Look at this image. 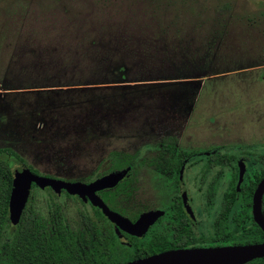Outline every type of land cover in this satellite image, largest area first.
<instances>
[{"label":"rangeland","instance_id":"rangeland-1","mask_svg":"<svg viewBox=\"0 0 264 264\" xmlns=\"http://www.w3.org/2000/svg\"><path fill=\"white\" fill-rule=\"evenodd\" d=\"M165 139L227 148L220 191L239 157L248 175L259 168L264 0H0V148L76 182L113 151L156 158ZM32 189L27 204L46 217L51 202ZM64 206L78 229L87 209Z\"/></svg>","mask_w":264,"mask_h":264},{"label":"flooded vegetation","instance_id":"flooded-vegetation-1","mask_svg":"<svg viewBox=\"0 0 264 264\" xmlns=\"http://www.w3.org/2000/svg\"><path fill=\"white\" fill-rule=\"evenodd\" d=\"M162 142L160 143L161 150L156 158L132 159L129 157L124 167L128 168L126 174L114 186L95 192V195L110 211L119 214L117 204H114L117 210L111 209L103 196L112 192L113 198L117 200L120 189L127 191L129 196L125 210L129 216L123 217L130 222H134L143 213L160 212V215L141 236L137 237L120 231L107 220L100 209L93 207L87 199L83 200L76 195L68 194L63 189L56 193L49 187L42 189L34 185L31 187L37 188L38 191L44 190L47 200L51 202H47L49 209L46 216L49 215V212L53 213L54 210L58 215H62L60 209H65L64 205L71 201L81 207L84 206L87 211L92 212L93 209H96L106 220L112 236L124 247H130V242H132L138 246H147L149 248L145 252L156 254L174 249L232 245L228 240L232 237L236 238L239 234H244L247 224L250 221L253 222L251 210L249 209V213H247L245 209L246 191L242 192L241 189L247 178L253 180L264 171V146L260 148L259 168L248 175L250 166L247 170L245 167L247 161L239 157L234 170L230 171L228 180L226 178V187L220 191V184L223 181H219L216 189V172L218 170L222 178L224 172L221 170L229 168L235 157L227 154V148L215 147L202 152H194L189 148L178 146L174 140L167 145L170 146L169 148H163ZM112 153L120 152L113 151L110 153V157L96 164L97 173L94 176H84L76 182L63 176H43L64 182L88 184L110 172L124 169L114 167L118 165V159L111 157ZM201 154L203 157H195ZM227 156L231 157L229 161ZM239 165L245 169V172L242 174L243 177H241L239 185L236 186ZM263 177L264 174L260 179ZM234 179L235 182L232 186ZM263 195L264 191L261 198ZM27 201L25 205H28ZM62 218L64 219V216Z\"/></svg>","mask_w":264,"mask_h":264},{"label":"trees","instance_id":"trees-1","mask_svg":"<svg viewBox=\"0 0 264 264\" xmlns=\"http://www.w3.org/2000/svg\"><path fill=\"white\" fill-rule=\"evenodd\" d=\"M172 139L162 142L163 148L172 143ZM0 264H121L126 261L142 258L154 252H145L149 247L138 246L130 242V247L120 244L110 230L107 222L96 210L80 211L78 209L79 228L72 230L62 215L55 210L46 217L35 212L32 205H25L19 219L15 224L9 221L7 201L10 189V168L4 158H12L19 165L28 167L33 173L38 174L27 165L17 153L9 148H0ZM111 157L118 159L115 168H124L126 160L130 157L124 153H112ZM231 157L227 156L229 161ZM264 174L247 178L241 191H246L244 201L246 212L250 209V196L253 188ZM34 193L31 187V194ZM129 193L120 189L118 199L113 198L112 192L103 196L111 209L117 210L122 216L128 217L125 210ZM260 211L264 220V195L260 202ZM249 215V214H248ZM103 220V222H102ZM232 244H249L264 242V235L259 228L249 222L244 234L228 240ZM2 251L5 257L1 258ZM244 264H264V257L251 260Z\"/></svg>","mask_w":264,"mask_h":264},{"label":"water","instance_id":"water-1","mask_svg":"<svg viewBox=\"0 0 264 264\" xmlns=\"http://www.w3.org/2000/svg\"><path fill=\"white\" fill-rule=\"evenodd\" d=\"M128 168L110 172L94 181L83 184L64 182L35 174L28 167L18 165L10 170V189L7 201L9 221L15 224L26 204L31 185L39 189L49 187L58 193L63 189L68 194L87 199L89 203L101 210V213L120 231L129 235L141 236L146 228L160 215V212H146L134 221L110 211L95 195L101 189L114 186L127 172ZM243 168L239 165L238 182L241 181ZM264 191V177L261 178L251 195L250 210L254 224L264 235V220L260 212L261 195ZM264 257V242L249 244H232L213 247L185 248L162 251L121 264H244Z\"/></svg>","mask_w":264,"mask_h":264},{"label":"crops","instance_id":"crops-1","mask_svg":"<svg viewBox=\"0 0 264 264\" xmlns=\"http://www.w3.org/2000/svg\"><path fill=\"white\" fill-rule=\"evenodd\" d=\"M174 82H175V84H178L179 82H176L175 80H173ZM174 82H172V83H174ZM181 82H183V81H181ZM180 82V83H181ZM172 83H170V84H172ZM161 84H164V83H156L155 84V87H158V88H160V86H161ZM150 89H152V88H150ZM143 118H142V120L144 121V119H146L147 118V116L146 115H144V116H142ZM147 121V120H146ZM146 121L144 122L145 124H146ZM10 149V148H9ZM13 151V150H12ZM19 156V155H18ZM20 157V156H19Z\"/></svg>","mask_w":264,"mask_h":264}]
</instances>
